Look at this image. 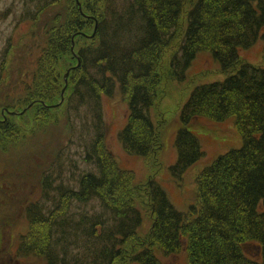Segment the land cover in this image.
<instances>
[{"label": "trees", "instance_id": "16d2710c", "mask_svg": "<svg viewBox=\"0 0 264 264\" xmlns=\"http://www.w3.org/2000/svg\"><path fill=\"white\" fill-rule=\"evenodd\" d=\"M29 1L35 20L61 0ZM79 1L72 4L70 20L47 30L33 81L25 82L9 109L37 108L50 116L45 110L59 104L57 67L70 53L76 61L68 68L66 89L74 86L64 94L70 138L80 131L84 159L92 168L68 183L62 175L65 145L57 150L43 172L40 199L26 206L30 229L21 237L19 252L43 256L46 264H115L126 251L130 264H166L159 252L170 256L183 250L192 264H264V66L242 54L261 39L264 45V0H190L170 73L184 81L199 52L206 51L225 77L196 85L182 106L172 179L180 184L205 154L191 129L197 117L224 121L234 116L242 146L221 153L198 173L195 198L185 211L150 179L154 220L142 240L137 239L143 217L134 197V174L119 166L106 145L103 97L120 91L128 116L119 138L127 153L149 162L159 138L151 112L160 82L157 69L164 49L177 37L187 0H97V10L89 7L95 0ZM87 21L94 23L89 34ZM87 35L97 37V44L77 48L76 38ZM0 123V145L18 137L8 115ZM75 201L101 208L76 217ZM132 240H138L136 246L128 248Z\"/></svg>", "mask_w": 264, "mask_h": 264}, {"label": "rangeland", "instance_id": "374dc122", "mask_svg": "<svg viewBox=\"0 0 264 264\" xmlns=\"http://www.w3.org/2000/svg\"><path fill=\"white\" fill-rule=\"evenodd\" d=\"M76 1L61 0L38 13L37 19L33 20V14L32 18L30 14L34 6L32 7L29 0H0V67L4 65L0 77V119L3 120V110L9 109L12 100L24 92L25 82L33 81L32 71L46 43L47 30L52 25L60 26L69 19L72 4L79 5ZM84 1L86 0H82ZM95 1L96 4H89V7L97 10L100 1ZM189 2L190 0H187L184 6L177 37L164 49L158 65L157 70L160 74L158 96L151 112L158 127L159 138L149 162L147 157L127 153L119 138V132L128 116V104L120 91L117 90L113 96L103 97L104 117L107 124L106 145L119 166L134 174V197L143 217L138 240L146 237L154 220L147 187L150 179L159 181L172 203L179 210L185 211L195 198L198 173L221 153L242 146L234 116H229L224 121H215L204 116L197 117L191 129L199 137L205 154L187 170L180 184L172 179L170 166L178 156L175 138L180 126L182 106L196 85L225 77L219 68V63L206 51L199 52L189 67L188 77L184 81H178L170 73L171 56L179 48L183 38L182 31L186 26ZM86 24H88L86 31L89 34L94 23L87 21ZM91 37V35L78 36L77 48L95 46L97 37ZM263 46L261 39L242 54L248 61L264 66ZM75 62L70 53L60 58L57 67L59 94L55 99L59 104L45 110L50 116L44 117L37 108H32L19 116L8 114V119H11L19 135L7 137L0 145V264H46L43 256L20 253L19 245L22 235L30 229L26 206L40 199L43 172L48 169L57 150L65 145L62 175L65 181H72L68 183L73 184L75 182L73 180H77L80 172L92 168L84 159L85 148L81 143L80 131L74 132L71 139L67 122V98L64 94L67 97L74 85L71 83L66 89V74L70 65ZM4 145L5 149H3ZM46 205L48 207L50 204ZM72 208L74 216L78 217L81 212L92 214L101 207L94 202L75 201ZM138 240H132L127 247L136 246ZM247 250L252 252L255 249L247 247ZM126 252L124 259L118 260L115 264H130L128 251ZM159 256L166 264H192L185 250L170 256H163L159 252Z\"/></svg>", "mask_w": 264, "mask_h": 264}, {"label": "water", "instance_id": "95a60500", "mask_svg": "<svg viewBox=\"0 0 264 264\" xmlns=\"http://www.w3.org/2000/svg\"><path fill=\"white\" fill-rule=\"evenodd\" d=\"M78 3H79V2H78ZM67 75H68V73L66 74V77H67ZM24 111H25V110H24ZM12 113H17V112L14 111V112H12Z\"/></svg>", "mask_w": 264, "mask_h": 264}]
</instances>
